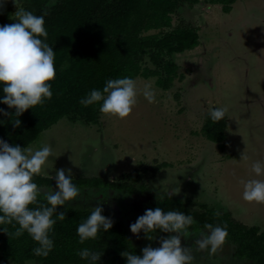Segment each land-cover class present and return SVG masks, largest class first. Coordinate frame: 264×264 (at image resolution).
<instances>
[{
  "label": "rangeland",
  "instance_id": "1",
  "mask_svg": "<svg viewBox=\"0 0 264 264\" xmlns=\"http://www.w3.org/2000/svg\"><path fill=\"white\" fill-rule=\"evenodd\" d=\"M15 10L12 0H7L0 10V26L15 22L10 19ZM178 20L196 26L199 33L194 49L169 55L183 79L176 78L169 89H162L156 85V77L138 75L134 79L139 89L145 83L152 85L154 103L140 94L127 118L101 112L97 124L61 118L28 147L35 150L44 144L51 146L52 155L40 174L53 178L62 168L72 178L113 182L124 173L168 163L155 174L147 173L143 181L149 188L133 193V208H162L164 196L179 190L171 197L177 202L189 199L191 210L200 211V204H205L263 230L264 203L244 201L241 181L264 179V175L257 177L251 171L254 161L264 164V0H236L229 12L205 0L194 5L184 3L174 15L173 24ZM224 106L228 112L221 149L204 136L201 128L211 107ZM242 153L248 160L241 159ZM107 192L110 196L103 192L98 196L105 198L109 210L120 214L116 201L121 196L111 188ZM86 196L89 200L90 192ZM141 197L145 204H139ZM71 206L80 205L75 200ZM149 235L156 237L141 230L130 238L136 246L147 242ZM189 236L181 237L182 246L190 247ZM135 239L139 241L135 243ZM152 239L154 242L148 245H159V239ZM228 246L224 243L213 255L209 250H194L193 264H246L231 257Z\"/></svg>",
  "mask_w": 264,
  "mask_h": 264
},
{
  "label": "trees",
  "instance_id": "2",
  "mask_svg": "<svg viewBox=\"0 0 264 264\" xmlns=\"http://www.w3.org/2000/svg\"><path fill=\"white\" fill-rule=\"evenodd\" d=\"M199 1L55 0L49 8V14L44 17L48 32L45 42L55 52L56 77L50 82L53 96L46 99L43 105L25 110L19 117L15 116L14 108L10 109L0 103V109L12 113L11 117L0 114V139L10 145L27 148L38 134L61 118L66 117L71 122L97 124L102 102L85 107L79 101L93 89L102 91L109 79L152 76L156 77L158 87L169 89L176 78L183 79L177 63L169 55L194 49L199 44L198 28L184 24L181 20L173 24V17L178 13L180 5H194ZM205 1L220 4L223 11L229 12L236 0ZM18 2L25 10L42 15V9L51 4L52 0ZM3 96L0 86V99ZM16 118L20 119L21 125L13 128V120ZM226 125V116L214 123L207 113L201 130L206 138L223 149ZM165 166L168 163L148 166L142 172H127L113 182L91 177L72 178V183L80 189V194L73 201L76 200L80 206H71L73 201L68 205L65 203L57 206V213L52 217L56 223L49 233L54 247L49 255H34L32 249L38 244L26 231L20 237H14L12 233L15 227L12 224L0 225V264H25L30 261L39 264H90L89 260L78 255L84 248L102 253L96 264H126V258L120 254L123 251L142 255L141 249L154 242V239H148L145 243L135 239V243H140L135 246L130 237L135 238L136 235L130 231L129 226L140 216L139 212H145L146 209L138 211L139 207L133 208L136 203L132 200L134 196L128 201L124 196L147 191L149 186L143 181L147 173L155 174ZM33 181L42 189L58 190L54 178L39 174L34 175ZM109 188L118 192L117 197L118 194L121 196L120 201H116L120 214L109 210L105 198L98 196L102 192L104 196H110L107 192ZM88 192L89 200L86 196ZM143 199H139V204L146 203ZM163 200V211H178L194 217L195 223L189 228L192 236H189L190 247L199 239L198 233L206 223L227 225L225 244H229L231 257L246 264H264V229L242 224L235 221L228 212L220 213L205 204H200V211L191 210L188 203L192 202L189 199L177 202L165 195ZM38 202L46 203L43 193L38 196ZM93 205L101 206L102 215L110 217L113 225L107 232L101 228L95 239H88L81 244L76 229L90 215ZM36 206L29 205V208ZM59 212L66 213L64 220L57 219ZM215 213H219V216ZM3 228H7L8 234ZM151 234L156 236L152 238L159 240L162 237L159 229ZM155 246L159 245H152Z\"/></svg>",
  "mask_w": 264,
  "mask_h": 264
},
{
  "label": "clouds",
  "instance_id": "3",
  "mask_svg": "<svg viewBox=\"0 0 264 264\" xmlns=\"http://www.w3.org/2000/svg\"><path fill=\"white\" fill-rule=\"evenodd\" d=\"M6 2L7 0H0V10ZM12 2L16 10L14 17L10 19L15 22L0 26V86L4 93L0 103L6 104L10 109L14 108L15 116L19 117L25 110L43 105L46 99L53 96L50 82L56 77L55 52L45 42L48 32L44 17L49 14V8L55 0L42 9V15L25 10L17 0ZM140 94L149 103L156 100L150 83H145L139 89L135 79L123 77L107 80L102 91L93 89L79 102L85 107L102 102L100 112L125 119L133 111ZM227 112L226 106L211 107L208 116L215 123L224 119ZM0 114L12 116V113L5 112L4 109H0ZM20 125V119L13 120V128ZM51 155L52 148L49 144L34 150L32 147L13 146L0 139V225L12 224L15 227V232L12 233L14 237H20L26 231L38 244L32 249L34 255L43 257H47L54 247L49 233L56 223L52 217L57 213V206L65 205L80 194V189L72 183V176H66L62 168L56 170L54 177L57 191L42 189L33 181L34 175L42 172ZM241 159L248 160V156L242 153ZM251 171L257 177L264 175V164L259 160L254 161ZM241 184L244 201L264 203V179L242 180ZM42 192L46 203L38 202V196ZM178 192L179 190L172 191L167 195L171 197ZM29 205L37 206L29 208ZM102 212L101 206L93 207L90 215L78 225L76 231L81 244L88 239H95L101 228L107 232L112 227L113 220L102 215ZM215 215L219 216V213ZM65 218V212L58 213L57 219ZM194 223V217L183 212H165L159 207L154 210L146 209L143 215L130 224V231L138 235L141 230L149 234L159 229L169 235L160 238L159 247H143L142 255L128 251L120 254L126 258V264H193L194 250H209L210 255L218 253L228 236L227 225L214 226L206 223L198 233L199 239L195 240L193 247L182 246L181 237L190 234L189 228ZM3 231L8 234L7 228H3ZM147 238L152 239L150 235ZM78 255L89 260L90 264H96L102 253L84 248Z\"/></svg>",
  "mask_w": 264,
  "mask_h": 264
},
{
  "label": "flooded vegetation",
  "instance_id": "4",
  "mask_svg": "<svg viewBox=\"0 0 264 264\" xmlns=\"http://www.w3.org/2000/svg\"><path fill=\"white\" fill-rule=\"evenodd\" d=\"M124 197L126 198V199H125V198H124V199L128 201V199H129L130 197H133V195H132V194H129V195H126V196H124ZM125 200H124V201H125ZM143 204H144V203H143ZM194 238H195V237H194Z\"/></svg>",
  "mask_w": 264,
  "mask_h": 264
}]
</instances>
